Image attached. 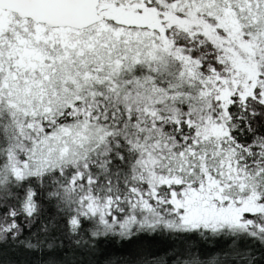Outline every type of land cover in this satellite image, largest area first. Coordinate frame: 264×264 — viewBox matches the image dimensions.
<instances>
[{"label": "snow or ice", "instance_id": "1", "mask_svg": "<svg viewBox=\"0 0 264 264\" xmlns=\"http://www.w3.org/2000/svg\"><path fill=\"white\" fill-rule=\"evenodd\" d=\"M116 240L264 264V0H0V250Z\"/></svg>", "mask_w": 264, "mask_h": 264}, {"label": "trees", "instance_id": "2", "mask_svg": "<svg viewBox=\"0 0 264 264\" xmlns=\"http://www.w3.org/2000/svg\"><path fill=\"white\" fill-rule=\"evenodd\" d=\"M166 246V243L160 240L137 241L131 245L116 240L104 245L102 253H98L96 259L98 264H107L108 261H111L112 264H121L122 261L130 259V253L134 251L162 254ZM204 250L210 253L214 250L213 245L209 243ZM35 262V255L23 249L4 248L0 250V264H35Z\"/></svg>", "mask_w": 264, "mask_h": 264}]
</instances>
